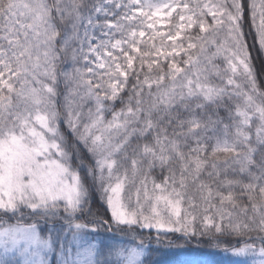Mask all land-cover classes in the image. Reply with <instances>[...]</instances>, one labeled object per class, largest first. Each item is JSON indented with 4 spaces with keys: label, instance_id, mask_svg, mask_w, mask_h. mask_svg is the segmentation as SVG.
<instances>
[{
    "label": "snow or ice",
    "instance_id": "snow-or-ice-1",
    "mask_svg": "<svg viewBox=\"0 0 264 264\" xmlns=\"http://www.w3.org/2000/svg\"><path fill=\"white\" fill-rule=\"evenodd\" d=\"M254 54L264 0H0V264H264Z\"/></svg>",
    "mask_w": 264,
    "mask_h": 264
},
{
    "label": "rangeland",
    "instance_id": "rangeland-1",
    "mask_svg": "<svg viewBox=\"0 0 264 264\" xmlns=\"http://www.w3.org/2000/svg\"><path fill=\"white\" fill-rule=\"evenodd\" d=\"M174 237L181 240L184 239L179 235ZM163 243L164 242H161L159 245H157L154 241L153 245H155V247L158 249L165 250L169 247H173L172 245L174 244V241L165 243L164 245L166 246H164ZM203 244L211 246L206 241H204ZM195 248L197 247L191 248L190 246L180 245L177 249L179 252V261L176 264H229V258L220 250L218 253H216L214 248L203 246L201 252H194ZM173 249H176V247H173ZM174 260V257L169 256L168 258L164 259L161 264H175Z\"/></svg>",
    "mask_w": 264,
    "mask_h": 264
},
{
    "label": "trees",
    "instance_id": "trees-1",
    "mask_svg": "<svg viewBox=\"0 0 264 264\" xmlns=\"http://www.w3.org/2000/svg\"><path fill=\"white\" fill-rule=\"evenodd\" d=\"M254 55H256V58L254 60V65L257 71V75L258 77H264V56H260L258 54H254ZM97 207H99V205H97ZM101 211H103V209H101ZM174 236H177V235H172L167 238L162 237L161 239L166 240V241L167 240L174 241V244L172 246L176 247V249H173V247H169L168 250H159L154 245L155 248L154 247L153 248L158 249V250L153 251L151 253L150 259L152 261V264H157V262L158 264H161V262L164 259L168 258L169 256L174 257L175 259L174 263L176 264L179 261L178 259L179 252L177 249L180 245H186V246H190L191 248H194L196 247L195 245L197 244V248L194 249V252L196 251L201 252V248L198 247L199 245L216 249L213 245L211 246L205 245L203 244V242H198L196 239H191L190 241L186 239L181 240V239L175 238Z\"/></svg>",
    "mask_w": 264,
    "mask_h": 264
}]
</instances>
